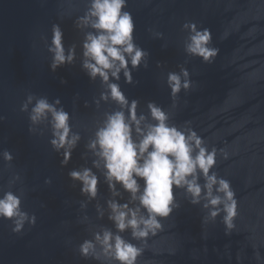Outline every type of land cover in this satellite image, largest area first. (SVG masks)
Masks as SVG:
<instances>
[{"label": "water", "instance_id": "water-1", "mask_svg": "<svg viewBox=\"0 0 264 264\" xmlns=\"http://www.w3.org/2000/svg\"><path fill=\"white\" fill-rule=\"evenodd\" d=\"M86 4L87 0H0V116L5 117L0 121V152L8 149L14 156L10 167L0 158V188L19 173L23 183L15 188L25 189L22 207L37 217L35 226L26 225L20 235L11 232L10 221L0 220V264H99L82 258L77 246L90 239L93 230L113 228L103 177L97 200L81 210L80 201L86 197L67 175L73 168L92 166L94 157L85 146L104 114L118 109L111 100L94 103L106 86L99 79L90 80L80 66L83 32L74 21ZM126 10L134 18L135 42L150 56L147 68L133 71L132 84L121 74L122 91L129 100L139 101L138 113H146L147 103L154 101L170 112L171 123L183 126L190 121L209 150L217 148L213 170L231 182L239 213L236 230L226 236L220 217L202 225L205 210L191 205L183 190L174 189L180 207L162 221L164 230L148 239L138 264H238V253L242 264H256L253 245L264 256V0H128ZM185 21L211 30L213 46L220 50L213 63L186 56V33L181 30ZM53 24L61 26L66 48L77 46L75 63L56 72L49 68L51 57L42 39L50 42ZM149 28L164 38H153ZM180 66L188 69L195 85L182 90L172 108L166 78ZM61 79L67 83L61 84ZM29 92L50 101L59 97L73 130L81 135L66 167L49 144V130L43 135L28 132V114L20 106ZM221 149L228 152L227 159ZM46 178H51L50 185L44 183ZM123 196L126 200L127 193ZM97 204L105 209L103 218H98ZM84 215L89 219L81 223ZM123 235L131 239L129 232Z\"/></svg>", "mask_w": 264, "mask_h": 264}, {"label": "clouds", "instance_id": "clouds-1", "mask_svg": "<svg viewBox=\"0 0 264 264\" xmlns=\"http://www.w3.org/2000/svg\"><path fill=\"white\" fill-rule=\"evenodd\" d=\"M127 6L128 0H87L83 14L74 21V27L83 32L81 69L90 80L99 79L106 86L94 103L99 106L101 101L111 100L118 105L117 110L104 114L85 146L94 157L92 166L73 168L67 174L74 184L80 185V194L86 197L80 201L81 210L97 200L101 176L107 185L110 195L105 206L114 230L107 227L93 230L91 238L84 239L76 249L82 258L96 260L99 264H138V258L148 247V239L161 233L164 230L162 221L180 207L174 189L183 190L191 205H199L205 210L202 225L215 223L220 217L226 236L236 230L235 221L239 215L231 182L213 170L217 163V148L209 150L205 139L190 126V121L183 126L171 123L170 112L154 101L147 103L146 113H138L139 101L129 100L122 91L121 74L125 83L132 84L133 71L141 66L147 68L150 56L135 42V22L126 10ZM181 30L186 33L183 39L186 56L200 58L205 64L215 61L220 50L213 46L209 28L185 21ZM148 31L153 38H164L162 32L153 28ZM227 35L225 32L221 38ZM42 39L51 57L49 68L52 72L75 63L77 46L71 44L66 48L59 24L52 25L50 42ZM157 67H161L159 62ZM60 82L67 83L63 79ZM166 83L172 108L177 106L181 91L188 92L195 85L184 66H180L178 72L169 71ZM84 106L88 107L87 101ZM20 111L28 114L30 135H43L46 129L50 131L49 144L62 157L61 167H66L81 135L73 130L71 115L60 98L50 101L47 96L29 92ZM4 119L0 116V121ZM220 154L225 159L229 155L223 149ZM0 158L6 167H10L14 156L5 149L0 152ZM85 158L82 154V159ZM18 182L22 185L21 175L13 173L6 186L0 188V220L10 221L11 232L20 235L26 225L29 228L35 226L37 217L23 209L25 189L23 186L15 188ZM44 183L50 185L51 178H46ZM123 193H127L126 200ZM96 211L98 218H103L105 209L101 205H96ZM88 219L84 215L80 222ZM125 232L130 233L131 239L125 238ZM132 240L138 243H132ZM253 248L256 264H264V256L256 245ZM169 252L174 254L175 250ZM236 259L242 264L239 253Z\"/></svg>", "mask_w": 264, "mask_h": 264}]
</instances>
